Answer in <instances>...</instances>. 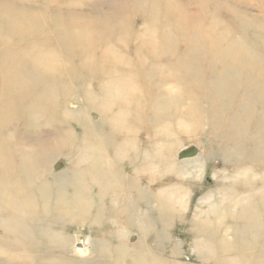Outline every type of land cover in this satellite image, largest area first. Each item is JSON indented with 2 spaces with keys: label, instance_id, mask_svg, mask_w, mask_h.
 Masks as SVG:
<instances>
[{
  "label": "bare ground",
  "instance_id": "1",
  "mask_svg": "<svg viewBox=\"0 0 264 264\" xmlns=\"http://www.w3.org/2000/svg\"><path fill=\"white\" fill-rule=\"evenodd\" d=\"M53 1L0 0V264H182L171 235L177 222L189 225L183 234L198 264H264V101L237 95L239 79L251 85L259 75L238 70L254 73L264 63L250 43L263 47L264 29L237 6L264 9V0H135L133 14L92 17L66 5L80 0ZM140 12L141 32L130 21ZM174 33L186 43L179 55ZM165 57L174 60L160 62ZM218 57L226 58L217 62L223 75L212 84L233 79L229 104L257 103L260 120L246 133L251 119H220L234 126L212 135L234 175L220 179L229 184L205 195V208L188 221L182 197L203 161L178 151L210 146L201 135L215 131L217 117L192 88L202 87L203 63ZM262 75L251 85L257 100ZM169 80L178 88L165 96ZM58 157L66 168L53 174ZM171 177L177 181L166 183ZM72 226L88 231L86 257L73 254Z\"/></svg>",
  "mask_w": 264,
  "mask_h": 264
},
{
  "label": "rangeland",
  "instance_id": "2",
  "mask_svg": "<svg viewBox=\"0 0 264 264\" xmlns=\"http://www.w3.org/2000/svg\"><path fill=\"white\" fill-rule=\"evenodd\" d=\"M125 1L126 0H112V1L111 0H108V1L107 0H80L78 3L72 2L73 4L67 3L66 5L70 4L69 6L76 8V9H72V10L76 11L77 14L82 13L85 16L91 15L90 17H92L93 14H99L102 12H106L107 14L108 13L115 14L116 12H119V10H120V12L123 13V15L126 16L128 14H133L131 12L136 10V8H137L136 5L141 6V1H135V0H127L126 2ZM134 1H135V3H134ZM175 1L181 2L183 0H175ZM61 2L62 1L54 0L51 4H59ZM107 2H110V3H107ZM114 2H116V3H114ZM118 2H119V4H117ZM222 2H224V1H222ZM113 4H115V5H113ZM64 5L65 4H63V6ZM142 5L146 6L145 3ZM193 7L194 6H191L190 10H194L195 8H193ZM237 8L239 9L240 14H246L252 22H255L254 27H258L256 25H259V26L263 27V29H264V9H262L256 5L252 6V7L249 6L247 8H245L241 5H238ZM120 12H119V14H120ZM144 12H146V11H144ZM226 12H222L220 14V17H222L223 20H229V18H230ZM139 15H141V16H139ZM130 21L132 24H134L136 29H138L140 32L142 31L143 24H144V15H142L141 12H140V14H137L135 16L132 15V18ZM174 34H176L174 36L175 41L171 40V43H173V46H176V44L178 45V47H177L178 49H177V51L176 50L175 51L179 55L182 53L183 50H185L186 43H185V40H183V38H178V35L181 36L180 34H177V33H174ZM260 34L262 37H264V31L263 30L260 31ZM255 41H256L255 39L251 38L250 43H252L253 46L255 45L254 48L251 47V49L253 48L252 51H256V50L258 51L259 50L260 54H264V46L260 47L262 45V43H260V46H259V45H256L255 43H253ZM251 52L249 54H251ZM209 54L210 53H208V56L206 58H208L209 60H212L213 54H210V55ZM129 56H131V53ZM168 56H169V54H168ZM219 58H221V61ZM223 59H226V58L218 57L217 59L214 60L213 64H211L210 62L206 63V64L203 63V65H202L203 77L201 76L202 82H200L202 87L199 90H197L196 88H192L195 93L200 94L199 101H211L209 103V105H210L209 108H211V110H214L215 117H217L216 120L212 122L213 127H216L215 131L210 132V129L204 130L205 131L204 134L201 135L202 138L204 140H206L205 141L206 144H209L210 146L206 147L207 145H204V147L202 148V146H198L195 143L191 142V143H186L178 151L180 153H183L186 149L193 147V148H195V155L188 157L189 158L188 160H195V159H197V157H199V158L202 157V161H203V163H202L203 169L201 171V174L198 177L199 180L196 181L195 183L192 182L194 189L192 191H190V193H188L187 195L182 197L183 206L179 210L180 215H181L180 217L186 218V220H188V221H193L196 218L195 214H196L197 210H199V207L201 209L205 208L204 205H202V204L204 202L205 197L208 196V194H213L214 196L217 197L219 195V192L221 191L220 188L222 186H226L227 184H229V182H224V183L222 182L223 185H220L219 184L220 179L224 178L225 176L229 177L230 174L234 175L235 166L232 164L227 165V164L223 163L219 153L217 152L219 149L218 146L220 145V141H218V140L216 141L214 139V137L212 136L213 133H215V134L217 133L218 135L224 134L225 132H227L226 128L231 129V130L234 129V126L233 127L226 126L225 125L226 123H224L220 119L223 118V120H226L229 123H230L231 119H235V120L242 119V118L244 120H245V118L251 119L252 122H250L249 131H246V130L245 131H246V133H252L253 129L255 128L254 125H255L256 119L257 118L259 119V113L261 114V111L259 112L260 107L258 106L257 103L252 102L249 104V106L247 108H246V106H244V107L239 106L238 107L237 105L232 106L231 104H229L231 101H234L233 99L235 97V93H234L235 90L233 88L234 86H231L233 83V79L230 80L231 83H228L229 85L224 83V82H222L219 86L215 82H214V84H212L213 83L211 81L212 78L217 79L223 75L222 66L220 64H217V62L224 63ZM173 60L174 59H171L170 57H167V58L165 57L160 62L166 63L167 61H173ZM200 62H203L202 56H201ZM262 65H263V67H261L260 70L255 71L254 73L252 70L250 72L247 71V73H246L245 72L246 69L241 68L238 70V72L240 73L239 76L241 77L243 75H246L248 77H251V75H256L259 72V75L251 80V85H253V82L256 81L257 79H259V77H261V73L263 74L262 76L264 77V63ZM243 79H244V76H243ZM243 79L238 80V82L240 84H242V86H241L240 91L237 92V95L238 96H245L248 101H264V97H258L259 98L258 100L255 99V94L252 92L253 87L250 85V83L248 84V82L244 81ZM210 81H211V83H210ZM224 81H226V80H224ZM263 84H264V82H263ZM195 85H197V84H195ZM91 86L93 87L94 85L91 84ZM228 86H230V87L227 90L226 87H228ZM254 86H255V82H254ZM174 87L178 88V86L173 84L172 82H170V80L167 81L165 83V88L162 89V91L165 90V96H167L171 92V89ZM95 88H94V90H95ZM203 89L207 90L208 92H203ZM157 93H158V91H157ZM249 98H250V100H249ZM166 99H167V97L165 98V100ZM184 101H189V100L185 98ZM69 103L70 104H68V106L71 109H76L78 106L77 101H74V102L70 101ZM170 106L171 105H169L168 102L165 101V112L170 113V111L173 110L172 106L171 107ZM182 107H184L183 104L179 105L178 109L182 110ZM169 108H171L170 111H168ZM256 111L259 112L258 115H253V113L255 114ZM213 116L214 115H212L211 117L208 116L209 117L208 119H211ZM92 117L96 118L97 117L96 113H93ZM178 122H181V121L178 120ZM76 130H78V128H76ZM132 130H133V132H138L139 133L138 136H140L142 134L141 131H137L134 129H132ZM140 138L143 139L142 136ZM250 146L251 145H249V147ZM176 158H177V156H176ZM205 163H206V165H205ZM66 164L67 163L63 157H58L56 159V162H54V164L52 166L53 174L62 173L66 168ZM125 169H126L125 174L127 176L134 175V173L131 171L132 169H130L129 167H125ZM236 173H238V172H235V174ZM156 181H158V180H156ZM175 181H177V180L172 178V177L166 179V183L167 182H175ZM188 181L189 180L186 179L183 183L188 182ZM154 184H155V182L152 183V187H153V188H151L152 190L155 189ZM184 203H186V204H184ZM178 225H179L178 222L176 225H174L173 229L171 230V235L175 239V241H177V244L179 246V250L181 252V256L179 258V261L182 264H198L199 261L194 256L195 252H194V248L192 246L191 239H188L183 234L186 232L187 229H189V225L185 224L184 227H182L181 225H179V226ZM69 234H71L73 239H74L73 254L75 256L86 257V254H87L86 243L82 242V239L83 238L85 239L88 236V231L86 230V228L85 227L72 226L69 230ZM131 236L134 237V234H132ZM133 237L130 238V240H129L130 242L135 241V238H133ZM148 243L152 245L153 241L149 238ZM167 252H168V250L165 249V255H167Z\"/></svg>",
  "mask_w": 264,
  "mask_h": 264
},
{
  "label": "water",
  "instance_id": "3",
  "mask_svg": "<svg viewBox=\"0 0 264 264\" xmlns=\"http://www.w3.org/2000/svg\"><path fill=\"white\" fill-rule=\"evenodd\" d=\"M195 155V148L186 149L183 153H180V157H190Z\"/></svg>",
  "mask_w": 264,
  "mask_h": 264
}]
</instances>
